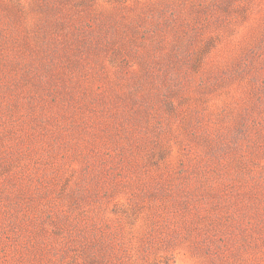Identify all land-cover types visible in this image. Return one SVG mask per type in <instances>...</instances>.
Returning a JSON list of instances; mask_svg holds the SVG:
<instances>
[{
	"label": "rangeland",
	"instance_id": "rangeland-1",
	"mask_svg": "<svg viewBox=\"0 0 264 264\" xmlns=\"http://www.w3.org/2000/svg\"><path fill=\"white\" fill-rule=\"evenodd\" d=\"M0 264H264V0H0Z\"/></svg>",
	"mask_w": 264,
	"mask_h": 264
}]
</instances>
